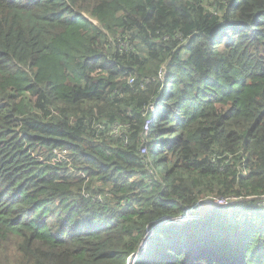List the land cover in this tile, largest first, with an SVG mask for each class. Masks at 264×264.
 I'll return each mask as SVG.
<instances>
[{
	"label": "trees",
	"instance_id": "obj_1",
	"mask_svg": "<svg viewBox=\"0 0 264 264\" xmlns=\"http://www.w3.org/2000/svg\"><path fill=\"white\" fill-rule=\"evenodd\" d=\"M0 264H264V0H0Z\"/></svg>",
	"mask_w": 264,
	"mask_h": 264
},
{
	"label": "built area",
	"instance_id": "obj_2",
	"mask_svg": "<svg viewBox=\"0 0 264 264\" xmlns=\"http://www.w3.org/2000/svg\"><path fill=\"white\" fill-rule=\"evenodd\" d=\"M160 76H163V72L160 73ZM148 125H149V122L147 124V127H148ZM147 127H146V129H147ZM54 154H55V156L57 157L58 160L63 159L64 156H65V152H59L57 150L54 151ZM216 204L226 205L227 203L225 201H222V200H217Z\"/></svg>",
	"mask_w": 264,
	"mask_h": 264
},
{
	"label": "rangeland",
	"instance_id": "obj_3",
	"mask_svg": "<svg viewBox=\"0 0 264 264\" xmlns=\"http://www.w3.org/2000/svg\"><path fill=\"white\" fill-rule=\"evenodd\" d=\"M213 204H215V206H226V205H220V204H216L215 201H211ZM199 216V210H197L196 212H194L193 214H190V216L188 217V220L192 221V220H196L198 219ZM187 219V218H186ZM183 221V220H182ZM150 236V235H149ZM136 258V257H135Z\"/></svg>",
	"mask_w": 264,
	"mask_h": 264
},
{
	"label": "water",
	"instance_id": "obj_4",
	"mask_svg": "<svg viewBox=\"0 0 264 264\" xmlns=\"http://www.w3.org/2000/svg\"><path fill=\"white\" fill-rule=\"evenodd\" d=\"M146 244H147V242H146ZM143 248H144V244H143V245L141 246V248H140V251H139L140 253H141V251H143ZM139 252H138V253H139ZM138 253H137V254H138ZM137 254H136L135 256H137Z\"/></svg>",
	"mask_w": 264,
	"mask_h": 264
},
{
	"label": "clouds",
	"instance_id": "obj_5",
	"mask_svg": "<svg viewBox=\"0 0 264 264\" xmlns=\"http://www.w3.org/2000/svg\"><path fill=\"white\" fill-rule=\"evenodd\" d=\"M141 252H142V251H141ZM135 257H136V258H135ZM137 257H138V256H134V262L136 261ZM134 262H133V263H134Z\"/></svg>",
	"mask_w": 264,
	"mask_h": 264
}]
</instances>
